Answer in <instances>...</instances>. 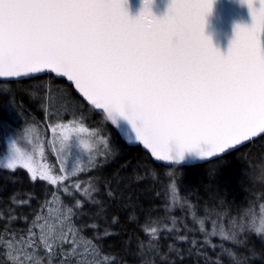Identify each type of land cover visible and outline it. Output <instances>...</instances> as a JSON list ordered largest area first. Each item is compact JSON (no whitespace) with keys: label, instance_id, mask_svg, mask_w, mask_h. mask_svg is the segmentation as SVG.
Segmentation results:
<instances>
[{"label":"snow or ice","instance_id":"1","mask_svg":"<svg viewBox=\"0 0 264 264\" xmlns=\"http://www.w3.org/2000/svg\"><path fill=\"white\" fill-rule=\"evenodd\" d=\"M154 2L143 0L132 18L128 0H0V77L45 70L66 77L129 141L160 161L215 157L264 135V0H239L252 24L235 26L227 55L204 35L218 0H171L162 18L153 14ZM49 127L56 134L67 125ZM11 148L4 166L22 164L35 178L31 157L15 141ZM39 178L57 182L47 171ZM175 193L173 187V202ZM257 232H264V219ZM210 235L231 239L235 232H217L213 222ZM40 240L53 250L56 239ZM58 240L74 244L63 233Z\"/></svg>","mask_w":264,"mask_h":264},{"label":"trees","instance_id":"2","mask_svg":"<svg viewBox=\"0 0 264 264\" xmlns=\"http://www.w3.org/2000/svg\"><path fill=\"white\" fill-rule=\"evenodd\" d=\"M48 90L71 91L88 117L38 112L32 98L45 102L52 96H47ZM12 112L42 126L71 118L103 128L119 151L76 177L84 185L75 191L76 206L65 203L68 196L60 185L34 178L22 167L0 166V264H15L11 245L36 232L38 218L56 201L70 204L79 232L103 257L100 264H264V232H257L264 219V135L203 163H158L141 145H127L104 115L90 108L65 79L52 74L0 80V148L14 137L8 115ZM94 176L96 188L88 182ZM85 184L92 189L87 198L82 196ZM213 222L217 232L222 227L235 236H211Z\"/></svg>","mask_w":264,"mask_h":264},{"label":"rangeland","instance_id":"3","mask_svg":"<svg viewBox=\"0 0 264 264\" xmlns=\"http://www.w3.org/2000/svg\"><path fill=\"white\" fill-rule=\"evenodd\" d=\"M49 94L52 96L46 98L45 102L41 101V98L33 96L32 102L37 103L35 109L38 112H52L56 117L70 114L74 119L88 117L83 109V104L74 97L71 91L53 92L48 90L47 96ZM8 115L11 119V126L16 131L12 130L11 135L14 137L7 140L5 145L0 148V166L5 167L6 158L13 151L11 143L15 141V147L20 150V153L31 157L30 165L36 172L35 178H39L41 171H47L49 175L57 178L54 185H60V189L65 191L68 196L65 203H72L73 206L78 205L79 201V199H75V191L84 188L83 182L76 177L109 161L112 155L119 151L112 142L111 134L104 132L103 128L89 127L83 122L71 118L57 123L46 122V125L42 126L35 119L31 117L29 119L23 114L12 112ZM55 124L67 125V128L63 132L58 129L57 133L53 134L49 126ZM0 127L3 129V125ZM80 127H84L87 131L79 132ZM31 129H35V131H29ZM64 135L68 136L67 140L63 139ZM83 144H87L88 148L84 149ZM16 167L26 169L33 176L32 171L22 164H17L14 168ZM73 169H76L74 175ZM97 181V176L88 180L94 188L98 186ZM86 184L82 194L85 198L92 191L90 185ZM79 195L81 194H78V197ZM67 205L63 206L60 201H56L54 205L48 206L34 225L36 232L33 230L34 233L28 234L26 240L11 245L12 259L15 264L101 263L103 257L99 256L97 251L92 248L89 239L79 232L77 225L71 219L72 211H68L70 204ZM61 233L71 236L74 239V244L59 243L58 238ZM42 236L45 240L56 239L51 252H48L46 245L41 243ZM62 260H65L66 263Z\"/></svg>","mask_w":264,"mask_h":264},{"label":"water","instance_id":"4","mask_svg":"<svg viewBox=\"0 0 264 264\" xmlns=\"http://www.w3.org/2000/svg\"><path fill=\"white\" fill-rule=\"evenodd\" d=\"M171 0H155L153 6H152V12L153 14L158 17L162 18L167 14L168 7L170 5ZM127 10L132 18H136L139 16L142 8H143V0H128V4L126 5ZM237 24H240L241 26H251L252 24V17L251 12L249 8L246 5H241L239 0H218V2L214 6V10L212 14H210L206 18V25L204 30V35L206 38H208L213 47H215L219 52H221L224 55H227L229 48L231 47L232 41L235 39V26ZM44 74H52L56 78H63L67 81L68 84H70L76 94L94 111H96L99 114H102L105 116L108 123L117 131L120 138L130 146L135 145H141V147L148 152L150 157L158 162L165 165L170 166H185V165H193V164H199L203 163L215 158H218L220 156L226 155L245 144L255 140L256 138L262 136H257L252 138L249 141L243 142L240 145H237L231 149L226 150L222 154H218L215 157H207L204 159H194V160H188L187 162L181 163V162H169V161H160L156 157H154L149 149H146L143 144L139 142H132L129 141L127 136L123 134L121 129L117 128L115 125L112 124L110 120L107 119L106 114H104L102 111L97 110L92 106L86 98L82 96V94L79 93V91L75 88V85L73 82L68 81L66 77L58 76L56 73H53L51 71L45 70L40 73H34L30 74L29 76H22V77H0L1 81H15V80H22V79H28ZM124 127H127L126 124L123 125Z\"/></svg>","mask_w":264,"mask_h":264}]
</instances>
